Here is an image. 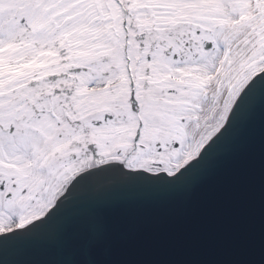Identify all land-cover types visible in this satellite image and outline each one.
<instances>
[{"label": "snow or ice", "instance_id": "6c2138e0", "mask_svg": "<svg viewBox=\"0 0 264 264\" xmlns=\"http://www.w3.org/2000/svg\"><path fill=\"white\" fill-rule=\"evenodd\" d=\"M222 172L255 217L236 259H129L122 201L86 197ZM0 264H264V0H0Z\"/></svg>", "mask_w": 264, "mask_h": 264}, {"label": "water", "instance_id": "95a60500", "mask_svg": "<svg viewBox=\"0 0 264 264\" xmlns=\"http://www.w3.org/2000/svg\"><path fill=\"white\" fill-rule=\"evenodd\" d=\"M227 175L222 172L189 195L149 197L114 180L86 197L122 201L113 217L134 226L117 241V247L129 259L224 261L239 257L255 220L243 183L227 187ZM50 251V246L41 244L31 254Z\"/></svg>", "mask_w": 264, "mask_h": 264}]
</instances>
